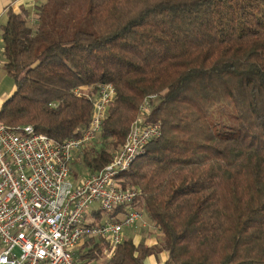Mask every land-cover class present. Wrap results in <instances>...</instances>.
Wrapping results in <instances>:
<instances>
[{
    "label": "trees",
    "instance_id": "trees-1",
    "mask_svg": "<svg viewBox=\"0 0 264 264\" xmlns=\"http://www.w3.org/2000/svg\"><path fill=\"white\" fill-rule=\"evenodd\" d=\"M1 36L15 82L2 123L77 137L96 87L115 86L97 145L75 161L87 171L110 162L158 95L148 120L161 136L121 182L140 190L159 241L126 237L107 256L90 238L79 264H145L161 251L157 264H264V0H43L35 19L10 9Z\"/></svg>",
    "mask_w": 264,
    "mask_h": 264
},
{
    "label": "built area",
    "instance_id": "built-area-1",
    "mask_svg": "<svg viewBox=\"0 0 264 264\" xmlns=\"http://www.w3.org/2000/svg\"><path fill=\"white\" fill-rule=\"evenodd\" d=\"M3 60L0 33V64ZM115 96L112 83H100L92 93L88 127L64 140L37 132L31 124L0 122V264H79L78 247L90 238L104 239L111 256L126 229L139 222L146 226L145 211L137 205L140 190L121 181L161 136L160 123L148 120L158 95L145 97L110 162L98 171H72L78 156L97 145ZM119 207L124 211L113 219L110 213Z\"/></svg>",
    "mask_w": 264,
    "mask_h": 264
},
{
    "label": "crops",
    "instance_id": "crops-1",
    "mask_svg": "<svg viewBox=\"0 0 264 264\" xmlns=\"http://www.w3.org/2000/svg\"><path fill=\"white\" fill-rule=\"evenodd\" d=\"M43 0H0V33L2 32V26L6 23L8 18V11L11 9L15 13H20L22 9H26L30 13V17L35 19L37 16V5L40 4ZM0 65V108L3 102L13 93L14 88L10 91L5 86H3V80H6L7 71L4 67V60ZM146 214V212H145ZM145 221H150L149 217L144 219ZM149 225V223H147ZM153 226V224L151 223ZM142 228L145 229V225L143 222H139L136 226L129 228L127 230V236L132 237L134 241L140 237V235L136 234V230ZM150 228V227H149ZM156 228V227H155ZM157 235H160L159 229H155ZM134 231V235L132 232ZM156 233L152 234L150 237H145L144 242L148 245H156L158 243V237ZM137 242V241H136ZM141 242V241H140ZM167 258V253L165 251H161L158 254L151 255L145 262V264H157L159 262H163Z\"/></svg>",
    "mask_w": 264,
    "mask_h": 264
},
{
    "label": "rangeland",
    "instance_id": "rangeland-1",
    "mask_svg": "<svg viewBox=\"0 0 264 264\" xmlns=\"http://www.w3.org/2000/svg\"><path fill=\"white\" fill-rule=\"evenodd\" d=\"M0 65L3 66L2 64H0ZM2 83H3V86H5V88H7L10 91L14 88V85H15V82H14L13 77L11 75H9L8 73L6 74V80H3ZM74 168L79 173H86L87 172V170L81 164H79V163H74ZM138 207L139 208H142L141 206H138ZM142 210H144V209L142 208ZM143 218L144 219L147 218V214L144 213ZM145 222L146 223H149V225L146 224V226H145L146 228L145 229L139 228L135 232L136 234L140 235V237L136 239L137 243H139L140 241H144L146 236L147 237H150V236H152V234H155V233L157 235V232L155 230L156 229L155 226L154 225L152 226L151 225V222L148 221V220L145 221ZM128 229H126V231H125L126 237H128L127 236V230ZM128 232H130V229H129ZM132 235H134V231L132 232ZM156 237H158V240H159V235H157ZM80 247L81 246H79L78 247V250H77L78 254L83 253V252L80 251V249H81ZM90 264H98V263L96 261H93Z\"/></svg>",
    "mask_w": 264,
    "mask_h": 264
}]
</instances>
